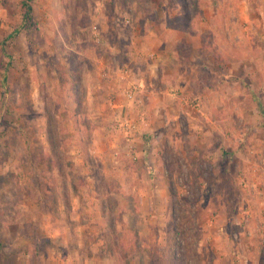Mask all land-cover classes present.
Here are the masks:
<instances>
[{"label": "rangeland", "instance_id": "1", "mask_svg": "<svg viewBox=\"0 0 264 264\" xmlns=\"http://www.w3.org/2000/svg\"><path fill=\"white\" fill-rule=\"evenodd\" d=\"M165 18L189 33L188 73L137 148L112 103L147 78ZM0 21V264H149L154 247L264 264V0H0ZM101 128L117 148L96 152Z\"/></svg>", "mask_w": 264, "mask_h": 264}, {"label": "crops", "instance_id": "2", "mask_svg": "<svg viewBox=\"0 0 264 264\" xmlns=\"http://www.w3.org/2000/svg\"><path fill=\"white\" fill-rule=\"evenodd\" d=\"M166 18L161 19L157 23V29H161V33H159L158 31V33H156L155 35L152 34L150 36L155 38L158 35L157 40L159 41V46L163 48L164 46L169 45V53H166L164 55L161 52L155 50L154 47H151V45L154 46V43H151V40L149 39L150 36H144V38L142 39L144 47H141L142 52L140 56L143 59V52L146 51L145 53L148 54V57H146L148 63L145 68L147 78H143V74L139 73L140 78L138 79L137 83H130L129 85L130 87H133V89H135V92H130L132 91V88H130L129 91L124 92L126 93V95H128V97L126 98L127 102L125 103V101H122L119 103H112L113 106L120 109L122 108V110L125 112H123L122 115V121L125 122L122 123L125 124L131 122L132 125H134L133 128L129 127L127 131L124 128L123 130L126 131L125 134L126 136H128V139L126 140H129L131 144L135 143L136 147L139 145L141 139V131L144 132L150 130L151 124L153 125L156 121V116L158 117L160 115V110L163 111V109H165V105L167 104V102H170L168 103L170 105L172 104L171 102L173 100L176 101V99H174L175 96L171 95L169 92H171L175 87H177L178 89L180 82L182 83V76L188 73H182L180 71L181 58L179 57L177 46L179 45L180 40L185 37L188 38L189 33H187L185 30H179L178 28H170ZM168 73L172 76L174 75L178 77L174 83L165 81L164 78ZM144 106L145 111L143 110ZM128 114H130L129 117ZM127 118L130 120V122L126 120ZM159 128L160 127H157L154 130L156 131ZM108 132H110L112 136L113 133H115V131ZM108 132L105 128H101V130L98 131V135L93 140L94 149L96 150V152L104 153L108 148L118 147L117 142L119 138H113ZM131 150H133V148H131ZM115 153L117 154V151H115ZM137 157L140 158V151L138 152V149ZM154 158L155 161H153ZM154 158H151V161H153V163L151 164V168H156L157 171H161L165 162L156 157Z\"/></svg>", "mask_w": 264, "mask_h": 264}, {"label": "trees", "instance_id": "3", "mask_svg": "<svg viewBox=\"0 0 264 264\" xmlns=\"http://www.w3.org/2000/svg\"><path fill=\"white\" fill-rule=\"evenodd\" d=\"M27 8H28V11H27L26 16L28 19H30L32 16V12H33L32 7L27 6ZM121 243H122L121 245L125 248V250H129V251L135 250L137 249V247H139V244L137 242V235H134L131 238L125 237L121 241ZM161 256H162L161 250L157 247H154L150 254L151 261L149 262V264H162Z\"/></svg>", "mask_w": 264, "mask_h": 264}, {"label": "built area", "instance_id": "4", "mask_svg": "<svg viewBox=\"0 0 264 264\" xmlns=\"http://www.w3.org/2000/svg\"><path fill=\"white\" fill-rule=\"evenodd\" d=\"M0 26H1V21H0ZM129 95H130V92H129ZM123 127V126H122Z\"/></svg>", "mask_w": 264, "mask_h": 264}]
</instances>
